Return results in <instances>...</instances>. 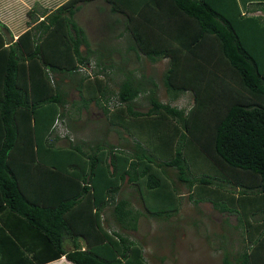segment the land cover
Returning a JSON list of instances; mask_svg holds the SVG:
<instances>
[{
	"label": "trees",
	"instance_id": "1",
	"mask_svg": "<svg viewBox=\"0 0 264 264\" xmlns=\"http://www.w3.org/2000/svg\"><path fill=\"white\" fill-rule=\"evenodd\" d=\"M91 1L64 0L42 8L13 40L0 22V264H41L60 256L72 264H147L139 244L98 225L99 214L109 206L119 230L135 231L141 214L175 213L179 196L157 179L158 172L174 167L176 180L185 183L188 161L194 159L219 174L189 180L187 197L196 182L212 184L223 172L234 186L256 188L260 197L254 200L264 203V2L241 10L239 0H104L108 13L120 16L104 27L111 32L119 25L121 31L111 38L126 36L124 46L115 48L91 47L75 21L81 5ZM129 51L136 60L165 58L160 82L167 98L189 91L190 107L160 102L153 77L126 68ZM113 52L119 55L116 63L109 57ZM110 69L120 76L114 89ZM66 80L77 95L69 102ZM139 96L149 104L144 112L133 110ZM67 104L76 113L95 105L106 120L103 135L112 128L126 145L127 136L135 141L127 149L90 141L55 144L56 122L73 119ZM147 120L169 130L146 139L150 158L146 142H136L138 135L128 126ZM164 142L174 147L173 155L159 159ZM145 178L150 191L137 190L142 213H132L127 199H113L123 183L140 188ZM232 197L223 191L206 201L239 222ZM261 214L258 225L241 224L248 245L232 261L224 256L222 264H264ZM87 222L98 239L86 230ZM67 237H81L86 247L74 241L66 250Z\"/></svg>",
	"mask_w": 264,
	"mask_h": 264
},
{
	"label": "rangeland",
	"instance_id": "2",
	"mask_svg": "<svg viewBox=\"0 0 264 264\" xmlns=\"http://www.w3.org/2000/svg\"><path fill=\"white\" fill-rule=\"evenodd\" d=\"M62 1L64 0H0V22L9 30L10 35L13 36V40L18 33L26 28L27 22L38 19L37 14H39L42 8L50 10ZM30 9L32 13H35L31 17L26 14ZM114 18H120V16L117 14H109L108 5L104 0H93L89 3L82 4L74 15L75 21L83 28L91 47L104 43L107 45L111 44L115 48H122L126 36L117 39L114 37L111 38L115 33L121 31V27L119 25H112L114 29L111 32H108L104 27L105 23L109 22V20H114ZM32 21L30 22L31 25ZM127 56L128 60L125 65L127 69L137 68V73L142 71L144 74L153 77L157 84L155 94L160 102H167L172 106L184 110L190 107L192 104V95L189 91L181 93L175 100H169L167 98L160 82L161 75L167 66V60L165 58L155 62H150L144 58L136 60L131 51L128 52ZM109 57L114 63L119 61V55L115 52ZM108 73L109 77L112 78H108V83L114 89V84L119 81L120 76L117 73H113L111 69ZM65 82L67 84L64 86L66 99L69 102L71 99H76L77 95L74 86L71 84L73 82L69 83L68 80ZM112 82L114 83L111 84ZM109 103L111 104L113 101L110 100ZM148 106V102L139 96L134 101L133 110L144 112ZM65 110L69 111L73 119L68 122L64 117L56 122L53 135L57 136L55 141L57 145H66L68 140L72 143L87 142L93 139L92 137L101 135L102 131L107 127L102 111L93 104L89 105L86 110H81L78 113L68 104L65 106ZM148 120H151V118H148ZM148 120L141 121L137 125L131 123L128 126L141 138L138 139V136L134 135L136 142L137 140L141 144L144 141L146 142V155L150 158L153 156L151 152L152 147L151 145L149 147L147 146L149 141H146V139L153 137V135L164 137L168 134L169 130L164 125L153 124V122ZM105 139H108L112 144L117 142V137L114 132H109L105 136ZM160 148V152H157L159 159L173 155V151L171 150H174V147L170 143L164 142ZM181 152L184 155V150ZM171 169L175 168L171 167ZM215 169L217 168L206 161L190 160L188 161L185 173V183L200 176H217L219 173H215ZM164 172L162 175L158 172V175L156 174L157 179L161 180V177L164 178L166 184L172 179L176 180L175 173L173 176L172 173L167 174L166 171ZM136 177L134 180H137ZM223 177L224 173L222 172L218 177L212 178V184L209 185L196 182L194 184L195 187L191 189L192 194L190 197L186 195L188 188L185 187V183L180 182L184 186L176 184L177 192L181 196L176 200L178 209L175 213H171L168 217L163 218H153L141 214L135 231L120 230V232L142 247L143 257L147 264H222L224 256L232 261L236 253L242 251L243 246L248 245L244 230L246 227H254L256 223L258 225L259 218L262 216L261 213H264L259 211V209L263 207L262 204L264 203L262 198V203L254 200L260 196L257 189L253 186L243 187L240 184L234 186V184L227 182V178L225 179ZM219 178L224 182L222 187H218L215 184V182L219 181ZM148 182V178H145L141 187L139 188L137 185H133L134 189L136 192L139 189V191L146 194V192L148 193L150 191L147 186ZM139 185L140 182H138ZM168 188L167 190L172 191L174 189L170 184ZM223 191H227V194L232 192L233 204L240 208L239 213L241 214L239 215L241 216V220L239 222L235 216L220 213L212 207L210 202H213L212 200L215 201L216 197ZM119 195V199L128 200L129 206L127 207L132 210V213L139 210L137 208L141 206L140 202H138L137 206L134 205L133 207L126 195L120 193ZM207 199L210 202L206 201ZM229 199L230 197H228L227 201L231 203L232 201ZM241 224H245L246 227H242Z\"/></svg>",
	"mask_w": 264,
	"mask_h": 264
},
{
	"label": "crops",
	"instance_id": "3",
	"mask_svg": "<svg viewBox=\"0 0 264 264\" xmlns=\"http://www.w3.org/2000/svg\"><path fill=\"white\" fill-rule=\"evenodd\" d=\"M239 5L241 6V10H243L246 6H247V4L248 3H250V2H264V0H239ZM111 133V132H113V129L112 128H110L109 129V131L105 134L104 133V135H103V133L101 134V135H99V136H94V137H92L93 139H91V140H88V141H90V142H100V144L101 145H107V144H112V143H110L109 141H108V139H105V136L108 134V133ZM92 134V133H91ZM90 134V135H91ZM89 137H91V136H89ZM100 137V138H99ZM128 138H126V139H128L127 140V145H126V142L125 141H123L122 139L121 140H118V138H117V142L115 143V144H113V145H116L117 147H123V148H125V149H127V148H130L131 147V144H132V142L134 141V139L133 138H131V137H129V136H127ZM99 138V139H98ZM57 139V138H56ZM87 141V142H88ZM86 142V143H87ZM56 144V143H55ZM165 171H166V173L168 174V173H172L173 174V176H174V173H175V170L174 169H171L170 167H167L166 166V168H165ZM167 177V176H166ZM168 179H169V177H167ZM163 180H164V178H163ZM165 183V182H164ZM124 184H128V185H124ZM166 184V183H165ZM172 185L173 187H174V192L177 194V196H181V194L179 193V192H177V186H176V184H180L181 186H184V184H181L179 181H177V180H175V179H172V180H170L169 181V183L168 184H166V186L168 187V185ZM124 185V186H123ZM133 185H135V184H131V183H123L122 184V186H123V188L122 189H120L116 194H114V197H113V199L115 200V199H118L119 197H120V195H119V193L120 194H123V195H126V197L129 199V201H130V204L131 205H133V207H134V205H138V202H140L141 203V206H138V208L137 209H139L138 211H140V212H143V204H142V200L140 199V195L139 194H137L138 192H136V190L134 189V186ZM188 191H187V193H186V195H188ZM178 197V198H179ZM141 216V215H140ZM140 218V217H139ZM86 224V223H85ZM89 224V222H87V225L85 226L86 227V230L87 229H90L93 233H94V238L93 239H98V236H97V234H95V228L93 227V229H92V225H88ZM98 225H100L101 227H105V230L107 229V231L108 232H114V233H121L120 232V230L117 228V226H116V224H115V221L112 219V218H110V216H109V206H106V207H104L103 209H102V211H101V213L99 214V219H98ZM127 231H131V230H127ZM122 234V233H121ZM123 235V234H122ZM125 235V234H124ZM128 237V236H127ZM76 242V244L80 247V249H84V247H86V243H85V241H84V239H82L81 237H76L75 239L72 237V238H70V237H67L65 240H64V248L66 249V250H70V249H72V246H73V242ZM46 251V250H45ZM44 251V252H45ZM50 254L48 253L47 254V256H49ZM45 256V255H44ZM46 256V257H47ZM36 264V263H35ZM41 264H72L70 261H68V260H66L63 256H60V257H58V258H56V259H52V260H50V261H46V262H44V263H41Z\"/></svg>",
	"mask_w": 264,
	"mask_h": 264
},
{
	"label": "clouds",
	"instance_id": "4",
	"mask_svg": "<svg viewBox=\"0 0 264 264\" xmlns=\"http://www.w3.org/2000/svg\"><path fill=\"white\" fill-rule=\"evenodd\" d=\"M13 37V36H12ZM15 38V37H14Z\"/></svg>",
	"mask_w": 264,
	"mask_h": 264
}]
</instances>
